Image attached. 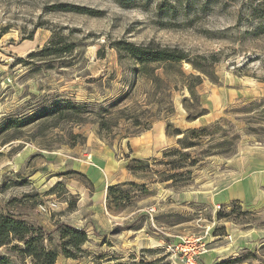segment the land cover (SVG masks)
I'll use <instances>...</instances> for the list:
<instances>
[{"label":"rangeland","instance_id":"1","mask_svg":"<svg viewBox=\"0 0 264 264\" xmlns=\"http://www.w3.org/2000/svg\"><path fill=\"white\" fill-rule=\"evenodd\" d=\"M258 2L0 0V204L51 231L49 245L57 250V225L85 228L89 241L77 259L59 254L55 264H264V207L214 201L233 176L237 151L264 148V35L253 12ZM62 3L93 12L54 8ZM129 41L176 47L187 59L165 71L152 65L156 81L135 72L139 63L115 46ZM47 44L68 50L38 55ZM197 75L202 82L194 85L195 99L185 85L195 84ZM63 100L80 108L4 127L7 119H34ZM188 112L202 115L188 121ZM216 121L209 129L213 143L222 134L234 138V154L201 157L191 178L176 188L161 178L174 172L163 151L176 147L177 136L167 135L161 150L140 157L149 162L141 178L127 171L135 151L151 146L168 122L189 129ZM206 146L194 152L201 156ZM127 177L153 194L128 188L129 201L108 209L102 203L106 183ZM192 190L190 197L177 194ZM48 201L55 210L40 212L38 205ZM237 204L240 210L229 218H217ZM0 253L13 264H32L4 248Z\"/></svg>","mask_w":264,"mask_h":264},{"label":"trees","instance_id":"2","mask_svg":"<svg viewBox=\"0 0 264 264\" xmlns=\"http://www.w3.org/2000/svg\"><path fill=\"white\" fill-rule=\"evenodd\" d=\"M258 4L254 7L253 12L256 17L261 19L258 25L257 32L264 35V0H258ZM126 6V3H123ZM54 8H58L62 11H74L77 13H89L92 14V10L87 7H80L72 3H62L61 5H54ZM115 46L118 50H123L126 56L135 60L139 64H135L134 71L140 74H145L152 76V79L159 80L158 75L154 74V70L157 67H152V65L162 66L164 71L166 66H173V64L181 63L186 60L185 53L176 47H167L160 44H155L148 42L143 45H136L133 42H116ZM67 47H53L48 44L42 47L38 55L51 56L56 55V53H62L67 51ZM196 83L188 82L185 87H187L188 92L193 98H197V94L194 91V85L200 84L202 82L199 75L196 76ZM83 104V103H82ZM61 105V106H60ZM81 106V105H80ZM187 107V106H185ZM66 111H75V108H80L76 102H70L68 100H63L61 102H55L47 105V108L43 110L42 115H38L33 119L34 116L28 119H7L4 127L6 129L23 126L29 124L32 120L36 118H41L45 115H56L60 109H65ZM199 115L202 114H191L188 112L186 115L187 120H194ZM219 124L218 121L210 125H204V127H190L189 129H180L179 127H173L170 122L166 124L165 132L168 136H177L176 147L164 149L163 155L169 157L165 164L170 167V171L162 174L161 182H169L171 188H176V183L180 180H187L191 178V167L197 165L201 160V157L211 156L216 154H234V138L228 139L226 134H222L221 138L218 137L219 141L213 143L215 135L210 132L209 129L216 127ZM207 145L205 150H200V155H197L194 150L196 148H201L203 145ZM195 153L193 155L192 153ZM176 157V158H173ZM148 159H140L132 157L126 164V169L129 174L133 177L141 178L139 172L147 170ZM181 170V171H176ZM144 179V177L142 178ZM146 184H139L136 181H120L115 184H109L106 187L105 196V206L108 209H118L120 204L129 201L130 191L128 188L139 187L140 191L145 194H153L151 191H147ZM184 186V185H181ZM184 188V187H183ZM177 191V190H175ZM233 203V202H232ZM68 207H73V203H69ZM240 210L239 205L232 206V211L222 212L224 214H219L217 218H229L230 214ZM140 216L134 219V226ZM55 232L58 233L59 250L51 247L49 245V240L51 238V231L46 230L41 224H39L35 219L31 218L26 214H14L7 210L3 205L0 204V248H4L5 251L13 252L14 254L20 255L22 257H28L31 259L32 264H55L56 259L59 254H63L67 258L77 259V252L80 251L81 246L89 241L87 237V232L83 227H75L73 225L63 223L55 227ZM10 256L6 253H0V264H13L9 258ZM239 259V258H238ZM238 259H234L238 261ZM224 262L223 264H225ZM231 263V262H229ZM135 264H167L163 263L162 259H153L149 262L145 259H140ZM228 264V263H227Z\"/></svg>","mask_w":264,"mask_h":264},{"label":"crops","instance_id":"3","mask_svg":"<svg viewBox=\"0 0 264 264\" xmlns=\"http://www.w3.org/2000/svg\"><path fill=\"white\" fill-rule=\"evenodd\" d=\"M168 139H170V137L167 136L164 130L162 136H159L158 139L152 140L150 143L151 146L149 144H146L148 146L144 145V148L138 152L136 150L135 155L132 157L147 158L149 156H153L154 151L157 152L161 150V148H163L169 141ZM236 155L237 156H235L234 160L230 164L233 176H230L228 182L223 184L225 186L221 187L220 193L215 195L214 201L219 203L237 201L239 205H243L244 208L261 209L264 207V148L254 149L249 154H243L241 151H237ZM244 155H246V157ZM106 158H108V154L107 157H103L102 160ZM123 181H129L128 177ZM111 183L114 184L116 182L106 183V186ZM105 188L103 191V204H105ZM216 192L217 191L213 193ZM194 193L195 191L192 190L182 193L179 192L177 194L183 197H190L194 195ZM105 208L106 207L104 206V209ZM93 211L94 213H97L94 209ZM105 214L109 216L107 210H105ZM103 221H105L104 218ZM107 221L111 222L109 217L107 218Z\"/></svg>","mask_w":264,"mask_h":264},{"label":"built area","instance_id":"4","mask_svg":"<svg viewBox=\"0 0 264 264\" xmlns=\"http://www.w3.org/2000/svg\"><path fill=\"white\" fill-rule=\"evenodd\" d=\"M57 204L54 202V201H51V202H46V203H43V204H39L38 205V209L40 212L42 213H46V212H50V211H53L55 210L54 207H56ZM216 208H220V205H217Z\"/></svg>","mask_w":264,"mask_h":264}]
</instances>
